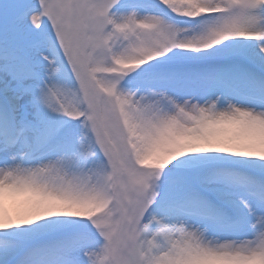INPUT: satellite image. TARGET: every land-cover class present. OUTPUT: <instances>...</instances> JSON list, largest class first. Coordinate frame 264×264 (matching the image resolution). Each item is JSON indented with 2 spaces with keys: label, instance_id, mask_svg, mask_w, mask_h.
Wrapping results in <instances>:
<instances>
[{
  "label": "snow or ice",
  "instance_id": "6c2138e0",
  "mask_svg": "<svg viewBox=\"0 0 264 264\" xmlns=\"http://www.w3.org/2000/svg\"><path fill=\"white\" fill-rule=\"evenodd\" d=\"M0 264H264V0H0Z\"/></svg>",
  "mask_w": 264,
  "mask_h": 264
}]
</instances>
